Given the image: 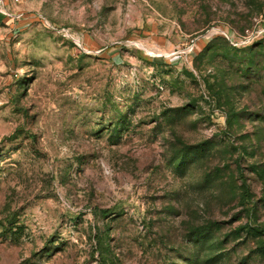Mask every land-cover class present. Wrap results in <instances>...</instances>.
<instances>
[{"label":"rangeland","instance_id":"rangeland-1","mask_svg":"<svg viewBox=\"0 0 264 264\" xmlns=\"http://www.w3.org/2000/svg\"><path fill=\"white\" fill-rule=\"evenodd\" d=\"M14 2L0 264H264V0Z\"/></svg>","mask_w":264,"mask_h":264},{"label":"crops","instance_id":"crops-1","mask_svg":"<svg viewBox=\"0 0 264 264\" xmlns=\"http://www.w3.org/2000/svg\"><path fill=\"white\" fill-rule=\"evenodd\" d=\"M14 1H10V0H0V2H1L0 13H23V12H20V11L18 12L16 10L19 6Z\"/></svg>","mask_w":264,"mask_h":264}]
</instances>
